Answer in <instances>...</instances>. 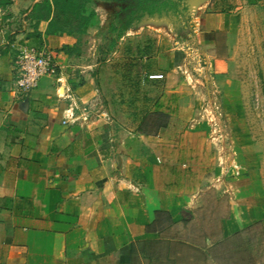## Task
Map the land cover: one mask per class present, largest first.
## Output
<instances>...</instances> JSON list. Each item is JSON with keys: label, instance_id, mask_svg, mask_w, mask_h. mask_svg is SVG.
<instances>
[{"label": "crops", "instance_id": "crops-1", "mask_svg": "<svg viewBox=\"0 0 264 264\" xmlns=\"http://www.w3.org/2000/svg\"><path fill=\"white\" fill-rule=\"evenodd\" d=\"M41 1L0 0V264H239L236 238L259 223L264 231V169L228 179L219 168L198 119L197 89L180 69L186 57L169 12L123 26L111 22L122 8L94 0L97 25L48 34L49 21L35 26L32 18ZM186 6L206 12L203 31L224 26L222 44L203 43L230 94L233 48L248 12L264 16V0L214 13L206 11L213 0H181L173 13ZM114 31L123 34L111 45H125L130 56L133 34L157 37L152 69L134 85L115 68L126 55L104 48ZM25 46L47 47L57 65L30 91L17 84ZM157 73L163 77L150 78ZM212 187L228 198L229 212L216 232H194Z\"/></svg>", "mask_w": 264, "mask_h": 264}, {"label": "rangeland", "instance_id": "rangeland-1", "mask_svg": "<svg viewBox=\"0 0 264 264\" xmlns=\"http://www.w3.org/2000/svg\"><path fill=\"white\" fill-rule=\"evenodd\" d=\"M240 2L241 0H213V6L206 11L210 9L209 13H214L222 6L235 10ZM111 3L112 9L116 6L122 8L118 13L112 12L111 22L113 24L132 25L147 15L139 9V0H111ZM167 12L170 14L175 32L180 34L175 37L176 41L181 35L185 37L189 33V30L183 27L182 20L185 18L182 19L175 15L174 10ZM204 14L201 15V32L197 37L199 48L206 59L203 76L193 75L187 80L193 89H197V100L202 102L198 119L204 125L210 149L217 157L219 168L224 170V176L231 179L245 173L247 167L264 169V26L261 25L256 30V22L262 20L264 23V16L255 15V11L248 12L249 26L244 29L235 52L233 48L232 61L234 63L232 66L236 74L235 78L230 81L232 91L228 94L223 90L222 82L218 78L221 71L216 72L209 67V49L203 43L215 40L218 44H222L226 38L225 28L223 26L220 31L212 34L209 31H203ZM252 14L254 20L251 19ZM253 23L256 25L254 26ZM122 34L117 36V32L114 31L107 36L104 35L103 44L107 46L104 45V48L116 49L117 53L126 55L128 50L125 45L121 44L120 47L111 45V42L115 43V40L119 39ZM131 39L134 41L133 49L131 48L133 56L126 55L125 64L121 62L115 68L130 73L129 82L131 81L134 85L141 74L143 76L145 72L149 73L152 69L155 60L153 56L156 51V43L153 41L157 37L146 32L140 38L137 34H133ZM138 43L140 45H137ZM104 48L102 50L106 51ZM141 53L147 54V59L136 60ZM127 58L132 61H127ZM130 97L129 95L128 98ZM257 177L260 178L261 175ZM203 206L197 210L199 223L191 225V228L197 232L203 226L204 229L209 228L210 231L216 232L219 226L218 220L229 212L228 198L219 197L212 187L203 196ZM201 220L208 221L200 222ZM233 244L232 251L235 249L237 253L233 254L232 258L237 261L236 263L251 264L254 261V264H264L262 224L259 223L246 229Z\"/></svg>", "mask_w": 264, "mask_h": 264}, {"label": "built area", "instance_id": "built-area-1", "mask_svg": "<svg viewBox=\"0 0 264 264\" xmlns=\"http://www.w3.org/2000/svg\"><path fill=\"white\" fill-rule=\"evenodd\" d=\"M187 7V6H186ZM183 27L189 33L180 36L176 41V46L185 54V61L180 65V69L190 77L202 75L206 59L199 48L197 37L201 32V11L195 7H187L180 12ZM180 34L176 33L175 37ZM57 72V65L53 53L47 47L25 46L21 49L18 58V86L30 91L36 88L41 79L45 76H52ZM163 74H151L150 78H162ZM84 112L88 114L89 108L85 107Z\"/></svg>", "mask_w": 264, "mask_h": 264}, {"label": "trees", "instance_id": "trees-1", "mask_svg": "<svg viewBox=\"0 0 264 264\" xmlns=\"http://www.w3.org/2000/svg\"><path fill=\"white\" fill-rule=\"evenodd\" d=\"M94 0H43L34 5L35 26L49 21L48 34L80 33L97 25L99 17L92 8ZM181 0H139V9L148 15L177 10Z\"/></svg>", "mask_w": 264, "mask_h": 264}]
</instances>
